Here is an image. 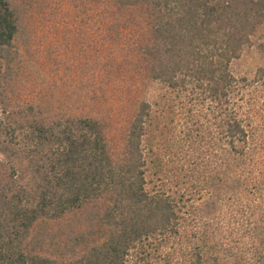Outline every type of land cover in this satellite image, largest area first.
<instances>
[{
	"label": "trees",
	"instance_id": "1",
	"mask_svg": "<svg viewBox=\"0 0 264 264\" xmlns=\"http://www.w3.org/2000/svg\"><path fill=\"white\" fill-rule=\"evenodd\" d=\"M92 1L166 90L133 96L124 143L105 117L13 97L19 16L0 0V264H264V64L234 67L256 40L264 60V0Z\"/></svg>",
	"mask_w": 264,
	"mask_h": 264
},
{
	"label": "rangeland",
	"instance_id": "2",
	"mask_svg": "<svg viewBox=\"0 0 264 264\" xmlns=\"http://www.w3.org/2000/svg\"><path fill=\"white\" fill-rule=\"evenodd\" d=\"M10 1L18 10L16 44L20 53L14 63L18 87L14 85L12 90L6 91L51 113L105 117L111 135L117 142L124 143L128 121L135 110L133 96L154 101L165 92V87L148 76L139 77V70L117 52L118 42L111 37L116 32L106 28L107 24L100 18L99 5L94 1ZM257 43L256 40L246 47L235 61V70L240 75L253 78L264 64ZM126 98L130 102L126 103ZM179 100L177 98V102ZM194 186L201 189L203 185ZM220 187L203 188L202 200H209L212 191ZM202 200L195 199L196 202ZM69 219L66 217L59 223ZM262 236L264 240V232Z\"/></svg>",
	"mask_w": 264,
	"mask_h": 264
}]
</instances>
